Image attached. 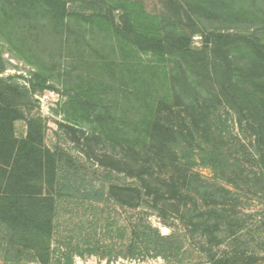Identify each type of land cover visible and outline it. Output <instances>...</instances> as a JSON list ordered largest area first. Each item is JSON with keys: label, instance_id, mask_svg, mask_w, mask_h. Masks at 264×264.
Listing matches in <instances>:
<instances>
[{"label": "trees", "instance_id": "1", "mask_svg": "<svg viewBox=\"0 0 264 264\" xmlns=\"http://www.w3.org/2000/svg\"><path fill=\"white\" fill-rule=\"evenodd\" d=\"M73 1L76 0L9 2L10 34L15 39L22 38L32 55L44 58L46 54L48 66L59 72L72 73L69 63L64 68L63 57L58 55L63 43L72 65L77 62L70 52L81 53L90 47L92 54L87 62L79 56L83 63L95 66L102 76L114 69L115 81L109 85L102 78L90 80L110 88L107 92L114 96L113 104L101 110L77 95L74 98L78 111L94 119L102 129L86 140L104 139L121 149L101 156L94 151L91 154L109 175L124 174L132 179L128 185L110 186V196L118 204L134 209L150 205L160 217H173L186 228L198 225L207 264H264V258L259 263L252 255L236 249L215 252L224 246L233 248L236 240H231L241 229L235 224L239 223L244 200L264 198V26L246 35L212 34L215 40L211 48L201 53L191 49L192 33L181 27L185 18L191 23L192 19L178 0H168L166 13L161 16L144 12L142 18L127 11L128 20L120 26L113 23L111 15H96L106 35L112 31L118 35L121 59L103 60L99 55L114 52L116 45L95 49L87 46L86 30L75 29L74 16L67 14L66 5ZM250 1L228 0L226 5L238 7L234 14L242 16L243 8L249 15L247 8L257 7L260 1L263 6L255 14L264 23V0ZM201 2L225 5L217 0ZM161 19L181 24L179 34H175L182 36L179 41L171 42L162 34ZM133 34L139 42L129 43ZM141 54L150 55V61L142 62ZM176 56L180 61L172 60ZM169 59L173 62L170 71ZM40 75L33 73L32 77ZM31 90L4 82L0 85V225L9 244L46 262L53 234L59 157L45 145L40 120L29 121L26 137L18 139L15 135L14 122L21 116L11 101L30 99ZM173 95L181 101L182 111L194 113L191 118L178 113L183 117L182 126L172 123L169 117L166 122L162 119L163 112L172 117L177 113L175 106L167 104ZM210 101L215 106L206 108ZM216 106L232 109L248 126L250 143L242 144L243 154L227 142L222 131L208 123L205 114L214 116L211 110ZM199 161L213 168L221 183L196 172ZM69 190L73 195L80 193L79 189ZM83 196L90 198V192L87 190ZM179 243L183 245L175 234L164 236L157 231L153 237L156 255L167 261L178 259L182 248Z\"/></svg>", "mask_w": 264, "mask_h": 264}, {"label": "rangeland", "instance_id": "2", "mask_svg": "<svg viewBox=\"0 0 264 264\" xmlns=\"http://www.w3.org/2000/svg\"><path fill=\"white\" fill-rule=\"evenodd\" d=\"M15 1L0 0V85L4 82L32 89L30 99L16 98L11 101L19 108L21 116L14 122L15 135L18 139L26 137L29 121L32 119L41 121L45 129V145L59 157V180L55 194V216L48 260L42 262L31 252L9 244L7 234L0 225V264H207L208 255L204 252L206 248L203 246L198 225L197 229L186 228L173 217L168 219L160 217L150 205L134 209L118 204L110 196V186L128 185L132 179L124 174L109 175V171L91 154L94 151L101 156L106 152H120L121 149L106 143L104 139L101 141L95 139L91 142L86 140L88 135L91 136L102 129L98 122L78 111V103L74 100L77 95L81 100L88 101L101 110L114 102V96L107 92L110 88L100 85L98 80L97 84L90 82L91 79L102 78L101 81H107L106 84L109 85L115 81L114 69L102 76L95 66L83 63L79 57L83 56L86 62L89 60L88 57L92 54L89 45L95 49L106 44H115L114 52L101 53L99 58L112 61L121 59L117 33L112 31L110 35H106L94 17L103 15L110 18L111 15L113 23L120 26L124 20H128L125 13L127 11L142 18L144 12L161 16L166 13L168 0L68 2L67 14L74 16L72 26L75 29L82 27L86 30L89 47L81 53H78L79 50L70 52L74 53L73 59L77 62L73 65V60L67 59L69 55L67 45L63 43V49L57 50L58 55L63 57L64 68L69 63V70L72 72L70 74L48 66L45 57L47 59L49 57L46 54L44 58L32 55L33 52L26 49V43L22 38L15 39L10 34L13 32L7 14L9 2ZM178 1L184 5L192 23L184 16L182 26L175 21L165 22L161 19L159 28L162 34L169 36L171 42L182 38L175 35L179 34L177 28L180 26L186 28L188 33H192L189 44L194 51L202 53L207 48L209 51L210 43L215 40L212 34L246 35L253 29L264 26L263 22L256 19L255 14L263 6L260 1L257 2V7L247 8L251 11L249 15L245 14L243 8L242 11L245 13L242 16L234 14L238 13V7L230 8L226 5L228 0L227 2L217 0L219 4H225L224 8L200 3V0ZM132 4L134 6H131ZM130 38L129 43L140 41L134 34ZM150 59V55L140 56V60L145 63ZM172 60L180 61V58L176 56L172 57ZM172 60L169 59L168 71L173 67ZM197 60L200 58L197 57ZM33 73L41 75L34 78ZM44 86L47 89H43ZM170 101L167 103L168 106H175L177 113L172 117L169 113L163 112L164 122L166 117H169L172 123L182 126L183 117L187 118L189 115L191 118L194 115L190 110L188 114L180 109L183 108L181 101L177 100L175 95ZM119 104L121 105L120 102ZM211 106H215L214 101L207 103L206 108ZM180 111L183 117L178 116ZM211 111L214 116L209 115L210 113L205 114L208 123L222 131L227 142L233 145L239 154H243L242 144L250 143L248 126L245 122L241 123L239 115L228 107L216 106ZM194 170L209 181L219 182L216 171L205 167L200 161ZM70 188L79 189V195H73ZM87 190L90 192V198L83 196ZM201 192L196 194L199 202ZM247 199L239 211V223L235 224L241 229L235 239L231 240V242L236 240L233 248L224 246L215 252L223 254L236 249L237 252L252 255L260 263L264 258V198ZM157 231L164 236L175 234L179 237L183 245L178 244L182 247L178 259L167 261L156 255L153 237Z\"/></svg>", "mask_w": 264, "mask_h": 264}]
</instances>
